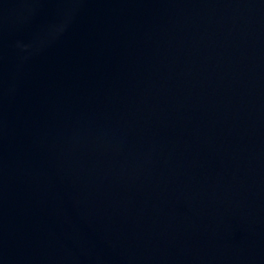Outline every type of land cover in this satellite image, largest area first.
I'll return each mask as SVG.
<instances>
[{"label":"water","instance_id":"water-1","mask_svg":"<svg viewBox=\"0 0 264 264\" xmlns=\"http://www.w3.org/2000/svg\"><path fill=\"white\" fill-rule=\"evenodd\" d=\"M0 264H264V0H0Z\"/></svg>","mask_w":264,"mask_h":264}]
</instances>
